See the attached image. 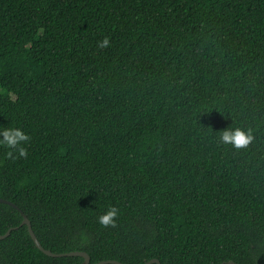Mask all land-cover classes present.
<instances>
[{"label":"trees","instance_id":"trees-1","mask_svg":"<svg viewBox=\"0 0 264 264\" xmlns=\"http://www.w3.org/2000/svg\"><path fill=\"white\" fill-rule=\"evenodd\" d=\"M0 125V264H264V0H0Z\"/></svg>","mask_w":264,"mask_h":264},{"label":"clouds","instance_id":"clouds-1","mask_svg":"<svg viewBox=\"0 0 264 264\" xmlns=\"http://www.w3.org/2000/svg\"><path fill=\"white\" fill-rule=\"evenodd\" d=\"M110 45L108 37H103L97 42L100 49L107 48ZM28 134L20 127H6L0 125V148L7 150L6 155L12 156L18 153L19 156H26L27 149L24 146L29 141ZM220 139L222 143L231 144L236 148L246 147L253 139L251 130H245L240 127L228 128L221 132ZM119 216V210L116 207H109L107 211L99 215L98 223L102 227H115Z\"/></svg>","mask_w":264,"mask_h":264},{"label":"water","instance_id":"water-1","mask_svg":"<svg viewBox=\"0 0 264 264\" xmlns=\"http://www.w3.org/2000/svg\"><path fill=\"white\" fill-rule=\"evenodd\" d=\"M0 202L1 203H5V204H8V205H12L13 207L18 208L17 205L13 204L12 202L8 201V200H5V199H1L0 198ZM24 219H23V222H22V225H27L28 226V230H29V233L31 235V237L33 238L36 246L42 251L44 252L46 255H49V256H52V257H63V256H80V257H83L84 258V262L82 264H91V260H90V256L86 253V252H82V251H73V252H69V253H60V254H56V253H53L51 252L50 250H46L42 244L40 243V241L38 240L36 234L34 233L33 231V228H32V225H31V222L30 220L28 219V217L23 213L21 212ZM12 232V229H10L5 235H0V239H4L6 237H8ZM96 264H123L121 262H118V261H115V260H108V261H102V262H99V263H96ZM146 264H160V261L157 260V259H153L149 262H147ZM229 264H237L233 261H229Z\"/></svg>","mask_w":264,"mask_h":264}]
</instances>
